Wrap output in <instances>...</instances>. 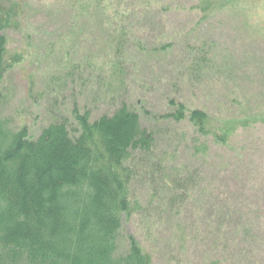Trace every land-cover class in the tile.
I'll use <instances>...</instances> for the list:
<instances>
[{"label": "rangeland", "instance_id": "rangeland-1", "mask_svg": "<svg viewBox=\"0 0 264 264\" xmlns=\"http://www.w3.org/2000/svg\"><path fill=\"white\" fill-rule=\"evenodd\" d=\"M13 1L0 132L37 139L125 106L152 135L127 163L113 257L132 238L151 264H264V0ZM174 103L208 115L205 135Z\"/></svg>", "mask_w": 264, "mask_h": 264}, {"label": "trees", "instance_id": "trees-1", "mask_svg": "<svg viewBox=\"0 0 264 264\" xmlns=\"http://www.w3.org/2000/svg\"><path fill=\"white\" fill-rule=\"evenodd\" d=\"M106 2L92 4L104 13ZM20 15L13 0H0V32L14 28ZM7 58V41L0 35V84L20 62L17 55ZM175 106L170 118L187 119L205 135V112ZM74 120L76 129L62 121L37 139L25 128L12 135L1 130L0 259L11 264H151L132 238L126 257L113 253L121 218L131 211L127 163L150 149L152 135L125 106L94 121L86 111H74Z\"/></svg>", "mask_w": 264, "mask_h": 264}]
</instances>
